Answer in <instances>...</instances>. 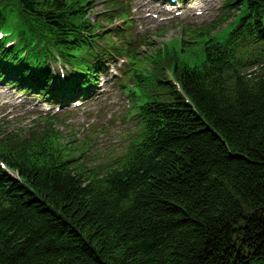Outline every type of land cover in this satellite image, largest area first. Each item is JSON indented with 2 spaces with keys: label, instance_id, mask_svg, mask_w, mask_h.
Masks as SVG:
<instances>
[{
  "label": "trees",
  "instance_id": "16d2710c",
  "mask_svg": "<svg viewBox=\"0 0 264 264\" xmlns=\"http://www.w3.org/2000/svg\"><path fill=\"white\" fill-rule=\"evenodd\" d=\"M229 1L235 30L200 67L175 66L187 101L166 83L142 105L117 167L86 169L51 133L0 141L19 177L0 169V264H264V0ZM9 5L28 46L84 64L90 0Z\"/></svg>",
  "mask_w": 264,
  "mask_h": 264
},
{
  "label": "rangeland",
  "instance_id": "374dc122",
  "mask_svg": "<svg viewBox=\"0 0 264 264\" xmlns=\"http://www.w3.org/2000/svg\"><path fill=\"white\" fill-rule=\"evenodd\" d=\"M139 9L149 7L150 0H135ZM202 3L205 6H199L202 10V15L192 16L190 11L186 16L187 22H203L207 19H212L217 13L220 0H204ZM219 4V5H218ZM100 7H98L99 9ZM208 10V13L206 11ZM212 14H215L212 18ZM183 18V17H182ZM180 20V19H179ZM133 33H140L145 26L148 30L165 32V38L157 39L159 42L162 40H171L179 37L177 30L178 22L171 21L169 23L161 22L156 19H142L137 17L134 20ZM5 30L13 31L14 21L12 17H7L2 25ZM226 30H221L217 34V38L221 39L226 36ZM141 35V33H140ZM165 42V41H162ZM156 47V44L153 45ZM144 52H149L150 48L143 47ZM197 62V58L194 59ZM107 87V86H105ZM15 94L11 92L7 86H0V123L4 122L11 127L19 126L21 122L29 119L36 112L40 110L41 105L32 99L25 97H14ZM34 98V97H32ZM128 106L127 97L123 94L122 90L117 86L109 93L103 94L98 101L91 102L84 107L70 110L67 114H62L61 124L59 130L64 137H77L83 138L88 136L96 144L95 153L101 155H110L111 153L119 154L125 143L127 123L125 122V109Z\"/></svg>",
  "mask_w": 264,
  "mask_h": 264
}]
</instances>
